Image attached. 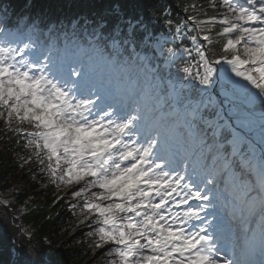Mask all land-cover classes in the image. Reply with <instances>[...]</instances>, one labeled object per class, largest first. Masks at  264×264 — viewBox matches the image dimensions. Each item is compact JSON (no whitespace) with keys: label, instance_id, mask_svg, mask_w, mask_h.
I'll list each match as a JSON object with an SVG mask.
<instances>
[{"label":"snow or ice","instance_id":"obj_1","mask_svg":"<svg viewBox=\"0 0 264 264\" xmlns=\"http://www.w3.org/2000/svg\"><path fill=\"white\" fill-rule=\"evenodd\" d=\"M206 8L215 14L208 17ZM181 10L183 19L174 18L167 7L161 9L166 32L155 38L150 33L141 37L122 34L119 29L104 35L97 28L89 34L87 26L81 28L78 23L71 25V35L75 38L83 32L89 49L94 51L102 44L110 56L131 60L133 66L139 62L147 67L156 61L157 70L180 81L181 88L193 90L196 82L203 86L185 97L181 114L187 130L181 149L184 168L191 169L196 183L211 185L219 177L227 188L240 181L238 187L244 192L248 175L255 173L264 179V0H211L208 6L189 4ZM55 28L48 29L49 36ZM8 35L17 41L27 38L28 43L19 49L0 47V119L23 142L26 151L19 157L21 167L35 164L43 178L42 188L51 184L57 191L66 190L53 203L66 196L76 201L68 208L77 217V225L89 229L87 236L92 248L101 253L102 264H221L224 258L218 254L228 247L234 257L251 255L252 264H264V222L237 234L227 222L213 225L201 220V227L189 231L185 224L198 218L201 204L206 206L213 197L196 183L185 184L187 176L153 180V173L140 171L134 161L127 160L116 168L108 149L99 145L107 144L115 151L117 142L114 138L95 140L99 123L84 119L91 101L60 104L57 97L67 94L43 75H34L28 60L21 58L25 49L42 47L38 42L45 33L32 24ZM73 43L78 41L73 39ZM7 58L13 62L6 63ZM174 65L178 66L176 74L171 71ZM52 70L64 79L79 75L62 63ZM216 84L222 101L212 94ZM224 130L230 138L223 137ZM168 133L175 136L172 128ZM251 133L255 136L250 137ZM143 155L148 157L149 151ZM165 155L172 163L170 146ZM129 173L139 179L129 183ZM29 175L36 180L31 168ZM253 204L244 201L239 210L250 214ZM8 205L7 198L0 200V206ZM210 227L215 235L209 234ZM224 264L237 261L224 260Z\"/></svg>","mask_w":264,"mask_h":264},{"label":"trees","instance_id":"obj_2","mask_svg":"<svg viewBox=\"0 0 264 264\" xmlns=\"http://www.w3.org/2000/svg\"><path fill=\"white\" fill-rule=\"evenodd\" d=\"M210 3L211 0H0V29L14 32L17 28L24 29L35 24L45 33L44 39L38 42L42 45L39 48L41 55H44L41 57L45 68L50 63L46 57L52 54L55 57L52 50L58 47L60 35L67 40L69 52L76 57L77 69L83 70L105 56L111 63L110 67H117L114 73L118 82L135 84L141 89L137 110L139 119L148 118L151 111L157 110L152 126L165 133L177 126L184 134H181V138L185 142L186 130L181 115L187 103L185 97L192 91L193 94L198 93L203 86L196 82L193 90L187 86L181 88L180 81L167 72L157 70L156 61L149 62L147 67L137 62L131 77L127 78L124 68L131 60L110 56L109 50L102 44L94 51L89 49L83 32L72 37L71 25L78 23L81 28L86 25L89 34L97 28L104 35L119 29L122 34L141 37L150 33L155 38L166 32L162 8L171 9L174 18L183 19L185 13L181 9L184 5L208 6ZM214 14L210 8H206L208 17ZM53 25L56 28L49 36L48 29ZM65 32L68 33L67 38ZM45 39L47 44L44 43ZM73 39L78 43L74 44ZM18 42L24 45L28 40L25 38ZM176 46L179 47L178 44ZM81 48L85 51L81 52ZM171 71L176 74L178 66L174 65ZM212 94L222 101L219 84L212 88ZM256 110L261 109L257 106ZM214 114L215 110L211 115ZM224 115L228 117L227 106H224ZM249 135L254 137L255 133ZM223 137L230 138V133L224 130ZM25 151L23 142L8 132L3 119H0V200H9L8 207L0 206V264H102L101 253L92 248V240L87 236L89 229L78 226L77 217L68 208L69 203L76 201L66 196L63 201L54 204L56 196H65L66 190L61 188L57 191L51 184L42 188L40 181L43 178L37 172L36 165H20L19 157ZM29 168L36 175V180L29 175ZM246 178L249 181L246 189L252 188L254 173ZM43 182L48 183L46 180ZM244 193L241 192L242 196ZM254 195L259 197L257 192ZM24 205L25 211H18ZM29 232L33 234L29 235Z\"/></svg>","mask_w":264,"mask_h":264},{"label":"rangeland","instance_id":"obj_3","mask_svg":"<svg viewBox=\"0 0 264 264\" xmlns=\"http://www.w3.org/2000/svg\"><path fill=\"white\" fill-rule=\"evenodd\" d=\"M65 46V45H62ZM0 47H11L15 49L21 48L17 45L16 40L12 39L8 33H3L0 35ZM36 52L35 51H28L25 49V52L23 54L22 59L28 60V67L33 70L34 75L41 76L43 75L52 85L56 87L58 91H63L67 94L65 96L69 101L71 105L76 104H82L84 101H91V104L88 105V112L84 114V119L88 123L98 122L100 127H98L99 132H96L98 136H95V140H110V139H116L122 136H127V140L125 143V146L121 151L118 153L116 157V168H120L121 165L124 163V161L132 162L134 161L136 165L139 167L140 171H145L144 168H142V164L144 162L150 163V167L147 170V172L153 173L152 178L155 179H162L165 181H171L173 176H176L177 174L181 176H187L188 178L184 181L185 184H188L190 182L196 183L193 180L191 169L185 170L184 168V161L182 159L183 153L180 152L179 149V143L178 140L175 138V136H171V138H165L161 137L160 131L157 130V127L152 126V118L154 115V112H150L148 115V118L139 119V105H140V95L142 93L141 89L138 85L135 84H127L122 83L121 85L116 82L115 80L111 82L114 87H116L117 93H110L108 90H102L101 88H105L104 82H108L104 79H109L111 77V69H110V61L105 57L101 56L98 58L97 61L92 63V65L89 66V70L91 71L88 76L84 75H71L68 79H57L58 75H49L46 74L43 70L39 69L38 62L36 60ZM8 59V60H7ZM6 63H12V58H7ZM68 64H70V61H68ZM57 65V64H53ZM109 66V68H108ZM107 67V69H106ZM51 68V67H50ZM71 69V66H69ZM116 68V67H115ZM131 64L126 66L124 68V74L127 76L126 69L130 70ZM99 70V71H98ZM78 73V72H77ZM97 74V77L95 75ZM93 78L94 80H89L85 83L86 80ZM100 79L98 81V79ZM111 81V78H110ZM109 81V83H110ZM120 85V86H119ZM119 86V87H118ZM124 92H126V96L128 99L126 100V106L123 104H118L117 102L121 99H123ZM106 96L109 97L112 104L105 109H102L100 107V98ZM113 96V97H111ZM73 113L76 112L75 107L72 108ZM77 119H80L79 116H77ZM148 119V120H147ZM108 120H115V124L113 126H108L107 122ZM142 120V121H141ZM152 126H147V125ZM152 123V124H151ZM173 129V128H172ZM122 130H125V134H122ZM170 136V135H169ZM99 137V138H98ZM98 138V139H97ZM172 145H175V147L172 149L173 153H176L178 159L172 163H169V158L165 155V149L166 147H171ZM178 146V147H177ZM178 148V149H177ZM144 150L149 151V156L145 157L143 155ZM131 152V155L126 154L127 152ZM128 166H131V163H129ZM159 166V167H158ZM131 178H137L135 177L134 173L128 174V181ZM221 179V178H217ZM216 179V180H217ZM216 186H218V182L216 181ZM240 181H237L236 185H232L234 192V195L231 193V191H226L225 187L223 188L221 192L218 189L214 190L213 184L207 185V184H199L196 183V187H198L201 191H204V188H211L212 191L207 193H210L215 196V198L218 195V198L216 200L220 203L219 206L221 209H225V206L230 207L234 204H239L241 202L240 196L236 195L237 193L241 194V191L238 187ZM161 188L165 187V185H161ZM213 187V188H212ZM236 188V189H235ZM244 196H246V199L249 198V200H253L256 198V196H253L254 192L249 189L244 191ZM242 196V195H241ZM244 196H242L244 198ZM258 200L257 198L255 199ZM257 205L251 213H247L244 211L242 216H244V219L247 217L249 220L253 218V214L257 212V209H259V206L262 205V203H259L257 201ZM261 208V207H260ZM247 218V219H248ZM249 224L247 228L245 227L244 230L248 231ZM18 227L21 229V226L18 224ZM185 228L188 229L187 225L185 224ZM189 231H194V229H188ZM243 230V231H244ZM238 233V232H237ZM230 258V256H229ZM241 260L240 263H242L243 260L241 259V256L238 255L236 257L232 256L230 260Z\"/></svg>","mask_w":264,"mask_h":264},{"label":"bare ground","instance_id":"obj_4","mask_svg":"<svg viewBox=\"0 0 264 264\" xmlns=\"http://www.w3.org/2000/svg\"><path fill=\"white\" fill-rule=\"evenodd\" d=\"M224 252V251H223ZM218 255H220L221 257H223L224 258V260H225V257H224V254L221 252V253H219ZM241 257H243L244 255H240ZM223 260V261H224ZM223 261H221V262H223ZM224 263V262H223Z\"/></svg>","mask_w":264,"mask_h":264}]
</instances>
